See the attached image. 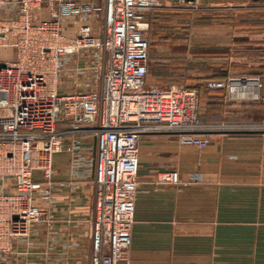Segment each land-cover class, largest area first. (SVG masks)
I'll use <instances>...</instances> for the list:
<instances>
[{
  "label": "built area",
  "instance_id": "obj_1",
  "mask_svg": "<svg viewBox=\"0 0 264 264\" xmlns=\"http://www.w3.org/2000/svg\"><path fill=\"white\" fill-rule=\"evenodd\" d=\"M159 3L0 0V264L12 244L31 247L37 227L49 225L40 204L53 202L55 154L67 150L70 173L93 181L91 264H120L131 245L140 137L169 134L203 149L213 134L230 130L202 125L196 90L146 85L141 25ZM156 181L180 183L176 171Z\"/></svg>",
  "mask_w": 264,
  "mask_h": 264
},
{
  "label": "crops",
  "instance_id": "obj_2",
  "mask_svg": "<svg viewBox=\"0 0 264 264\" xmlns=\"http://www.w3.org/2000/svg\"><path fill=\"white\" fill-rule=\"evenodd\" d=\"M191 4L258 14L257 21L243 24L242 55L233 52V40L227 88L211 91L213 107L225 105L230 130L213 134L215 142L200 153L179 149L173 135L140 137L131 245L120 264H264V131L236 130L264 125V0ZM239 59L250 67L238 71ZM76 63L72 58L70 66ZM70 161L67 150L53 156V202L40 204L49 225L37 227L31 247L12 244L7 264H91L94 185L91 176L71 174ZM166 171H176L180 183H158L157 175ZM193 176L200 180L192 182Z\"/></svg>",
  "mask_w": 264,
  "mask_h": 264
},
{
  "label": "rangeland",
  "instance_id": "obj_3",
  "mask_svg": "<svg viewBox=\"0 0 264 264\" xmlns=\"http://www.w3.org/2000/svg\"><path fill=\"white\" fill-rule=\"evenodd\" d=\"M159 2L158 7L146 14L141 25V32L149 43L146 85L165 87L180 84L196 90L202 125L228 128L225 105L213 107L215 97H212L213 92L207 88V84L214 80L227 81L225 72L228 65L233 64L230 60L233 40L236 44L233 52L236 56L242 55L246 48L242 45L243 24L250 20L257 21L258 14L173 3L171 0ZM249 63L248 60L239 59L235 62L236 69L242 71L250 67ZM172 140L179 149L187 148L176 137ZM214 142L215 137L211 136L208 146ZM191 149L197 153L201 150ZM174 155L171 158L177 161L179 155ZM175 167L170 166L169 169ZM138 177L139 173L137 191Z\"/></svg>",
  "mask_w": 264,
  "mask_h": 264
},
{
  "label": "water",
  "instance_id": "obj_4",
  "mask_svg": "<svg viewBox=\"0 0 264 264\" xmlns=\"http://www.w3.org/2000/svg\"><path fill=\"white\" fill-rule=\"evenodd\" d=\"M254 1H256V0H254ZM179 2H183L185 4H191L194 2V0H173V3H179ZM2 67H3L2 64H0V68H2Z\"/></svg>",
  "mask_w": 264,
  "mask_h": 264
},
{
  "label": "trees",
  "instance_id": "obj_5",
  "mask_svg": "<svg viewBox=\"0 0 264 264\" xmlns=\"http://www.w3.org/2000/svg\"><path fill=\"white\" fill-rule=\"evenodd\" d=\"M147 75H148V73H147ZM146 78H147V76H146ZM215 81V80H214ZM218 81H221V80H218ZM221 82H224V81H221ZM145 83H146V79H145Z\"/></svg>",
  "mask_w": 264,
  "mask_h": 264
}]
</instances>
